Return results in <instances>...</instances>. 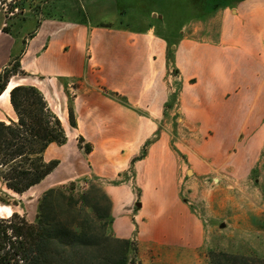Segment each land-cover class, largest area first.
<instances>
[{
    "label": "crops",
    "instance_id": "obj_1",
    "mask_svg": "<svg viewBox=\"0 0 264 264\" xmlns=\"http://www.w3.org/2000/svg\"><path fill=\"white\" fill-rule=\"evenodd\" d=\"M75 1L46 0L16 17L0 13V74L19 61L26 75L14 82L39 88L59 116L52 107L58 103L64 129L72 98L74 137L50 144L46 160L60 164L41 184L61 171L95 176L111 201L112 233L134 240L143 264L199 260L204 222L184 197L178 173L203 157L209 170L240 178L256 167L263 172L264 0H205L204 15L182 24L176 42L156 36L146 14L119 10L134 0ZM173 70L178 89L167 83ZM173 92L176 103L169 102ZM169 110L181 125L180 153L166 133L151 141ZM15 118L10 93L0 95V121ZM75 151L85 162L76 173L68 167ZM131 166L139 198L132 181L123 180Z\"/></svg>",
    "mask_w": 264,
    "mask_h": 264
},
{
    "label": "rangeland",
    "instance_id": "obj_2",
    "mask_svg": "<svg viewBox=\"0 0 264 264\" xmlns=\"http://www.w3.org/2000/svg\"><path fill=\"white\" fill-rule=\"evenodd\" d=\"M45 1L0 0V13L5 11L7 15H14L12 17H16L17 15H21L25 10L35 11L42 4H45ZM47 1L55 3L61 0ZM67 1H70L72 4L76 2L75 0ZM124 2H127V0H124ZM133 2L135 5L124 4L119 7V10H123L124 13L127 12L129 14L132 13V9L134 8L139 13L137 15L139 18H142V16L145 19L150 17V24L154 26L155 35L163 38L166 37L170 42H176L178 40L182 24L190 21L194 22V20L196 22V19L204 15L201 13V9L203 8L202 5L205 4V0H134ZM78 3L83 6L82 0H78ZM56 15L62 17V15ZM93 16L91 15V17ZM12 17L10 16V18ZM124 17L125 15H120L119 20H124ZM139 18L134 17L137 20ZM10 23L11 20L8 19V26ZM189 32L191 31L189 30ZM24 75L19 74L18 76L24 77ZM177 77L174 70L169 72V76L167 77L168 86L172 85V88L177 86L178 89L177 83L179 84V81L176 80ZM16 79V76L10 78L13 81ZM40 92L43 94L41 90ZM177 95L178 93H171L169 102L174 100L176 103ZM43 96L46 100L44 94ZM46 102L49 109L59 117L61 115L59 104H52V107L58 106V116L52 110L53 108H51L47 100ZM53 103L55 102L53 101ZM71 107L73 108V103L71 96H69L68 118L65 122L66 130L64 129L66 136H68L67 140L74 137V128H76L72 127L69 122V109ZM173 112L171 110L168 111L169 120L167 125H165L164 121L162 125H158L151 141L158 140L162 133H166L169 137L172 150L180 153L178 144L176 146V143H178L176 137L178 136V128L181 125L176 120L178 115H171ZM15 119V121H18L17 116ZM59 119L63 123L61 118ZM5 122L9 124L10 121ZM166 129H169L170 133ZM198 143L203 145L204 143H209V141ZM77 145L81 146L84 152H88L87 144H84L83 140L78 139ZM149 146L150 143L148 142V145L144 146L141 155L143 153L146 155ZM194 146L196 147V145ZM46 151L44 152L43 160L49 162L45 157ZM181 158L184 159L183 157ZM212 159L213 163H222L221 157L217 158V160L214 157ZM212 159H209L210 162ZM16 160L20 161L22 158L16 157L13 162ZM234 163L237 164L236 161ZM213 166V168L216 167L215 165ZM68 167L71 171H75L74 173L77 170L84 169L85 162L78 152L75 151L73 153V158ZM184 168L186 167L184 166L183 170L180 169V173H178L183 177L181 178L183 181L182 192L184 197L188 199L187 201L192 202V207L204 222L206 243L204 248L200 250L199 260L193 259L187 262L181 260L176 264H264V168L263 172H260L256 167L247 177L244 175L240 178L239 175L227 174L212 169L209 170L210 166L206 162V157H203V159L200 158L196 164H189L187 166L186 169L191 170L192 175L191 173L189 175L185 173ZM4 169L5 167H2L0 171ZM56 176L64 178V183H55L57 181ZM126 179L132 181L133 188H135L134 192L139 198L141 196V190L136 185V173L132 166L128 169V174L123 175V180ZM123 180L112 181V183L117 184ZM103 187L102 182L95 176H90L88 179H85L84 175L77 177L76 174L67 175L61 171L55 176L53 175L47 182L36 185L23 194H18L8 189L0 177V197L3 200L9 201L11 204L10 207L0 204V219L9 220L16 213L29 224H36L40 213V202L45 193L50 189L61 188L65 197L58 196L54 198V203L56 205H63L62 201H66L63 215H69L70 223L79 221L80 223H85L93 233L111 235V225L108 227V221L105 218L100 219V217L104 216L107 205L103 197L106 190ZM85 196L87 197L85 198ZM213 197L215 200H213ZM101 253V250H98V253L95 254L100 256ZM135 264H143L139 255Z\"/></svg>",
    "mask_w": 264,
    "mask_h": 264
},
{
    "label": "trees",
    "instance_id": "obj_3",
    "mask_svg": "<svg viewBox=\"0 0 264 264\" xmlns=\"http://www.w3.org/2000/svg\"><path fill=\"white\" fill-rule=\"evenodd\" d=\"M19 74L24 75L21 64L14 60L0 74V95L10 78ZM10 103L18 121L10 120L9 124L0 121V168L5 167L0 177L8 189L23 194L56 170L59 160L46 162L43 155L52 143L66 144L67 136L59 117L49 109L38 88L15 86L10 91ZM69 122L76 127L72 107ZM87 150H90L89 145ZM16 157L22 160L13 162ZM58 196L65 197L61 188L45 193L36 224H29L16 213L9 220L0 219V264L136 263L138 248L134 240L118 238L112 231L111 235L93 233L79 221L70 223L69 215H63L66 201H62L63 205L54 203ZM103 197L107 205L100 219L105 218L109 227L112 224L111 201L106 193ZM0 204L11 206L1 197ZM98 250L102 252L100 256L95 254Z\"/></svg>",
    "mask_w": 264,
    "mask_h": 264
},
{
    "label": "bare ground",
    "instance_id": "obj_4",
    "mask_svg": "<svg viewBox=\"0 0 264 264\" xmlns=\"http://www.w3.org/2000/svg\"><path fill=\"white\" fill-rule=\"evenodd\" d=\"M14 79V78H13ZM17 86L16 85V82H14L13 80H10L9 83H8V86L6 88V90L3 92L4 96H8L10 91L15 87Z\"/></svg>",
    "mask_w": 264,
    "mask_h": 264
},
{
    "label": "water",
    "instance_id": "obj_5",
    "mask_svg": "<svg viewBox=\"0 0 264 264\" xmlns=\"http://www.w3.org/2000/svg\"><path fill=\"white\" fill-rule=\"evenodd\" d=\"M190 173V172H189Z\"/></svg>",
    "mask_w": 264,
    "mask_h": 264
}]
</instances>
